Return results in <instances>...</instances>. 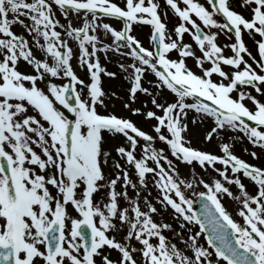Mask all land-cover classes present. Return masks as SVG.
<instances>
[{
  "label": "snow or ice",
  "instance_id": "snow-or-ice-1",
  "mask_svg": "<svg viewBox=\"0 0 264 264\" xmlns=\"http://www.w3.org/2000/svg\"><path fill=\"white\" fill-rule=\"evenodd\" d=\"M123 2L124 7L112 0H0V264H264V168L238 158L224 140L218 156L194 149L185 135L191 110L201 121L212 119L206 140L213 133L219 139L229 130L238 131L264 149V102L248 90L264 97V0H240L247 17L232 10L229 0H206L208 7L198 0H165L180 21L173 29L176 39L161 20L159 3ZM56 10L65 24L56 18ZM70 14L83 16L81 26L73 27ZM104 17L123 21V30L103 23ZM14 24L24 28L50 61L34 55L29 40L12 30ZM133 24L151 26L154 49L129 34ZM58 28L78 42V52ZM99 29L114 38L112 49L97 47ZM244 32L261 38L255 41L259 58L246 47ZM185 33L201 55L183 42ZM220 34L234 41L219 46ZM224 47L232 55H224ZM110 50L133 60L120 65L131 70L129 101L135 103L140 92L160 110L157 114L146 104L143 111L124 104L131 116L154 120L155 135L128 117L98 110L107 109L105 99H110L101 74L116 73L101 66L97 53ZM173 51L178 59L169 56ZM74 55L86 68L87 81L74 72ZM185 58H192L201 74L189 69ZM20 61L32 72L21 71ZM65 78L63 84L53 82ZM164 89L174 95L171 102H160ZM121 138V144L113 143ZM157 140L175 161L187 166L195 162L221 179L181 178L178 164L164 148L154 146ZM251 155L256 158L255 152ZM148 174L157 189L152 200L160 210L149 199ZM241 175L254 185V193L246 191ZM196 183L206 191L195 192ZM183 189H193L200 211L193 210L194 201ZM141 191L147 195L142 197ZM224 196L237 202L240 221L221 203ZM169 208L178 229L153 218ZM201 235L207 247L199 242Z\"/></svg>",
  "mask_w": 264,
  "mask_h": 264
},
{
  "label": "rangeland",
  "instance_id": "rangeland-1",
  "mask_svg": "<svg viewBox=\"0 0 264 264\" xmlns=\"http://www.w3.org/2000/svg\"><path fill=\"white\" fill-rule=\"evenodd\" d=\"M54 9H55V6H54ZM55 15H56V18L60 20L61 24L66 23V21L64 20V18L62 17L61 13L58 10H56ZM70 17H71V23H72L73 27L81 26V24H82L81 20H83V16H80L79 18H77L76 14H70ZM89 18H90V15H89ZM25 23H27V21H25ZM97 23H99V21H97ZM12 30L17 35H21L22 31H24V28H22L18 24H14L12 26ZM62 31L63 30L61 29V32ZM62 36L67 41V43L72 44L73 47L76 48V46H78V42L74 41L71 37H68L64 33H62ZM97 55H100V52H98ZM35 56L37 58H41L40 54H37ZM99 60H100L101 66L103 68H105L107 72L116 73L115 77H117L119 79H118L117 83L113 80L107 81L108 78H114V77H108L104 74H101L102 75L101 86H102L103 90L105 91V93L108 94L110 99L109 98L105 99V103L108 105L107 109L99 108L98 110L104 114L111 113V114L116 115L117 117H128V118L132 119L134 121V123L137 125V127H139L141 130H144L151 135H155V133L152 130V125L154 123H156L154 120H145L143 118V116H131L130 112H129V108L124 107L125 102H129L131 108H141L143 111L144 106L146 104L147 109L156 111L157 114H161L160 110L155 109L153 107V105L149 102V97H147L146 95H144L140 92H137V94H136L135 103H131L129 101V89L132 86V79L130 77V71L131 70L129 69V72H125L120 67V65L123 63H117L116 62L114 66H112V63H110V67H108L105 65L104 62L101 61L100 58H99ZM121 61L124 62L125 64L133 63V61L129 62L126 59H121ZM71 63H72L74 70L78 71L79 78L87 81L88 76L86 79L85 68L79 66V64L77 63V60L75 58H73ZM19 66H20L21 71L26 72L25 71V65L23 64L22 61L19 62ZM146 77L149 80H153V81L155 80V77L151 73L146 74ZM53 82H55L57 84H63V83H66L68 81L66 79H56ZM40 86L43 87L42 84ZM143 86L149 87V88L152 87L151 85H149L147 83H144ZM79 87L80 86L77 85L78 89H79ZM153 92L155 94V89H153ZM113 93L115 95H112ZM160 96L162 97L160 102H162V100H168L169 102H171L174 99V95L171 94L167 89H164L162 91V93L160 94ZM188 102H191L190 98H188ZM193 120H195L196 122L192 123ZM187 124H188V130H187L185 135H186L187 139L191 142V146L194 149L209 152V153L216 154L219 156V155H222L220 140H224L229 145H231L230 150L238 158L246 161L247 163H249L251 165H254V166H257L260 168H264V149H261L258 146H253L252 144H250V142L243 135V133H240L238 131L234 132V131L229 130L227 134H221L219 139H217L216 134L213 133V139L206 140L205 135L213 127V121L211 118L204 119L203 121H201L200 114H197L191 110H189V112H188ZM122 142H123L122 138L121 139H114V141H113L114 144H121ZM140 143H144V142L141 141ZM154 146L157 149H160V148L165 149V154L169 156V159L174 160V162L178 164L179 173L181 175V178H186L189 182H191L193 179H195L197 181L199 179H203L205 182H210L212 179H221L218 176V174L212 172V170L210 168L208 169V172L205 173V171L202 170L198 164H195V162L192 166H187L184 164H180L178 161H175V158L171 157V155L167 149V146L158 140L156 141ZM245 149H247V151H245ZM252 152L256 153V158L252 157V155H251ZM139 154H140V149H139V145H138L137 155L139 156ZM113 155H115V153H113ZM149 164H150V166H154L151 161H149ZM216 167L222 168L223 166L217 164ZM105 172H108L107 168L105 169ZM151 175L152 174H148V176L146 177V179H148V183H149V191H151V193H152L151 197H149L150 200H152V198L157 195V189L155 188V186L151 180ZM130 176L133 180L136 179V177L134 175H132L131 169H130ZM241 179H242V183H244L246 185V191H248L249 194L254 193V191H255L254 185L247 178L242 177V175H241ZM225 186H228V185H225ZM229 187H230V191H232L234 195L239 194V190L235 185H231ZM194 189H195V192H197V193L200 191H206V189L203 188V185L199 184V183L194 184ZM117 190L118 191L120 190L119 182L117 184ZM183 190L185 191V194L194 201L193 210L196 211V199L198 197L193 194V189H183ZM129 195H133L131 189H129ZM144 195H147V192L141 191V196L143 197ZM152 202L158 210L161 209V205L156 203L155 200H152ZM221 203L226 207L227 211L230 213V215L232 216V218L234 220H236V221L241 220V218L237 215L238 204L236 201H234L233 199H231L227 196H224L221 199ZM73 215L77 216V218H79L77 213L73 212ZM153 218L157 222H160L162 220L165 223H170V224H172L173 228L178 229V222L173 218L172 210L170 208L167 211H162V214L159 217H157L154 214ZM197 230L198 229H196V228L194 229V231H197ZM164 234L166 236H169V237L172 236V233L170 231H167V230L165 231ZM119 238H120V236H117V239H119ZM174 242H176V241H174ZM199 242L201 244H203L205 247H207V243H206V240L204 239L203 235H201ZM178 246L183 247V245L179 244V243H178ZM116 255L117 254L115 252H113V257H115ZM221 264H225V262L222 261Z\"/></svg>",
  "mask_w": 264,
  "mask_h": 264
},
{
  "label": "flooded vegetation",
  "instance_id": "flooded-vegetation-1",
  "mask_svg": "<svg viewBox=\"0 0 264 264\" xmlns=\"http://www.w3.org/2000/svg\"><path fill=\"white\" fill-rule=\"evenodd\" d=\"M214 18H216V17H214ZM212 31H217V30H215V29H212ZM219 36V35H218ZM234 41V37H233V40H231V42H233ZM243 41H244V43H245V45H246V47L248 48V50L249 51H251L252 52V54L253 55H255L256 56V53H255V48H256V46H255V44L253 43L252 44V46L250 45V44H248L244 39H243ZM254 48V50H253V48ZM249 91H251L252 92V94H255V95H258L259 96V98L262 100V101H264V97H261L258 93H256L253 89H248Z\"/></svg>",
  "mask_w": 264,
  "mask_h": 264
},
{
  "label": "bare ground",
  "instance_id": "bare-ground-1",
  "mask_svg": "<svg viewBox=\"0 0 264 264\" xmlns=\"http://www.w3.org/2000/svg\"><path fill=\"white\" fill-rule=\"evenodd\" d=\"M97 35H98V31H97V33H96Z\"/></svg>",
  "mask_w": 264,
  "mask_h": 264
}]
</instances>
